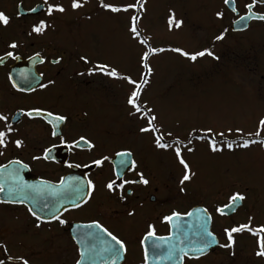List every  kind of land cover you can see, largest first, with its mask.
Masks as SVG:
<instances>
[{"label":"flooded vegetation","instance_id":"obj_1","mask_svg":"<svg viewBox=\"0 0 264 264\" xmlns=\"http://www.w3.org/2000/svg\"><path fill=\"white\" fill-rule=\"evenodd\" d=\"M63 1L65 3V0H59L61 3ZM246 2L249 0H236L240 14H243V4ZM66 3L65 8L70 9V0H66ZM98 3L99 0H95L94 4L85 8L88 9L87 11L81 12L80 16L90 15L94 10L102 11ZM45 7L44 0H0V11L5 12L11 18L6 28L0 27V55L3 54L7 44L15 41L19 47L14 51L20 57L17 60L6 58L0 63V112L11 117L18 109L27 110L31 107L54 109L68 116V121L58 129L66 139L84 135L92 139L97 148L88 152L79 149L69 151L59 147L51 153V160L34 161L32 156L42 155L43 147L52 142L58 143V141L52 140L50 125L40 119L29 120L22 117L18 123L13 122V127L18 129L15 136L24 140V147L16 149L14 145L9 144L6 149H0V152H3V155H0V164L7 165L9 160L19 159L28 165L27 168L20 170L21 176L48 180L53 183L57 182L61 176L86 175L94 181L96 190L87 204L77 209L68 207L69 210L62 216L68 224L63 226L56 221H51L41 223L37 228V221L29 214L27 204L0 203V243L6 244L8 254H23L30 259V264H74V260L78 258V246L72 237L78 233H73V227L70 226L86 224L95 219L126 241L127 252L122 254L117 264H142L143 250L139 239L146 231L147 224H154L158 236H168L170 226L162 222L163 215L169 214L171 210L186 211L196 206H205L199 193L200 189L191 190L186 185V191L181 193L178 183L175 181L174 183V179L168 177L167 167H162L159 160L158 153L164 150L156 149L153 145L141 146L138 130H124L122 121L124 115L128 116L125 94L129 86L126 82L99 74L77 75L86 67L79 59L81 55L106 62L107 58L80 51L77 45L69 50L68 46L61 42V28L73 25L77 21H62L60 13L47 17L44 13ZM225 7L227 10L229 6ZM30 8H37V12L29 13ZM78 11L82 10L74 12ZM18 12L19 15H17ZM229 13L231 18L226 21H231V23L223 26L217 35L225 28L230 29L232 20L236 19L235 14L230 11ZM39 19H46L51 26L42 35H29L33 23ZM218 21L223 20L218 19ZM228 32L229 30L224 38L228 37ZM243 32H250L254 37L255 41L251 46L260 45L261 51H264V22L250 21ZM36 52L44 57L43 64L33 63L28 59ZM56 58H61L60 63L53 64L51 61ZM139 72L134 73V79L138 77ZM153 72L156 71L153 70ZM21 73L25 74L26 79L21 76ZM40 73H43L40 78L43 83L47 84L49 80L55 83L46 89H40L37 81L32 79L34 75L39 78ZM10 76L11 80H9ZM153 76L154 73L149 77V83L144 91L152 83ZM262 77L264 78V75ZM13 81L25 88L30 83L35 91H17L12 87ZM141 99L153 106L159 115L158 112H161V109L158 104H152L142 96ZM166 118L161 117L160 120L167 121ZM138 123L141 122L138 121ZM122 149L132 151L133 158L139 165L138 170L143 171L145 178L149 180L147 185H126L125 200L119 199V193H108L103 188L104 181L110 176L111 166L109 164L105 163L103 168L95 166L69 168L66 166L69 163H90L94 156L101 153L111 154ZM159 165L161 168L157 172L156 168ZM13 167L18 166L13 165ZM128 178H135V174L127 173L125 179ZM129 188L131 195H127ZM174 203H182L183 207H174ZM244 204L243 201L242 206L233 214L223 217L232 218ZM129 211L134 212V215L129 216ZM209 211L213 216L212 232L221 243H224L223 228L239 223H232L229 226L222 225L216 229L215 216L217 214L212 209ZM1 216H7L10 220L2 221ZM45 219H47L46 215ZM234 235L235 255H230L231 250L214 247L199 259L185 258L183 264H264V260L254 255V237L248 232ZM240 237L249 240L248 256L250 257L243 256L244 251L239 247L241 243L238 241ZM147 246L151 249V242H148ZM166 254L165 252L161 258L153 257L150 264H171V259L163 258ZM0 259H5L3 252H0ZM84 264H91V261L86 259ZM95 264H102L101 258H96Z\"/></svg>","mask_w":264,"mask_h":264},{"label":"snow or ice","instance_id":"obj_2","mask_svg":"<svg viewBox=\"0 0 264 264\" xmlns=\"http://www.w3.org/2000/svg\"><path fill=\"white\" fill-rule=\"evenodd\" d=\"M87 0H70V9L77 11L83 9ZM46 7L44 13L47 17L53 16L55 13L63 14L67 11L63 3L59 0H44ZM223 4L228 7L227 11L235 14L236 19L232 20V24L241 23L246 28L248 25L245 21H261L264 22V0H249L243 4V14H240V9L236 5V0H223ZM98 7L104 12L113 14L124 13L127 15V33L130 41L136 42L141 46L139 54V75L133 78L131 74L121 73L117 66L106 61L93 60L87 55H81L80 61L86 66L84 71L78 72L77 75H101L115 80L125 81L129 86L125 94V103L128 106V116L142 122L138 127L141 134H147L151 138V142L156 149L171 151L176 164L180 169L178 177L179 191L184 193L186 185L191 182L197 175L193 170L185 154H193L196 151L195 142H202L210 154H223L225 150L229 153H234L236 149H248L252 145H259L264 148V114L257 117L254 129L246 130L239 126H225L223 128L213 127H197L193 126L183 138L166 127L160 120L155 108L150 106L147 101H142L141 96L145 86L149 83V77L153 73V68L150 63V57L161 52L171 51L177 53L190 61H196L200 57L211 56L214 59V53L208 48L196 51H186L180 47L170 49L153 47L148 39L142 38V31L139 27L141 14L144 11V0H131L125 3H112L99 0ZM30 12L36 13L37 8H30ZM20 13L18 12L17 15ZM226 15L224 11H217L215 16L218 19H223ZM88 19H91L89 16ZM11 18L3 11H0V27L6 28L10 24ZM169 30L173 27L179 29L182 21L175 19L174 14H170L167 20ZM50 23L46 19H39L33 23L29 35H42L49 27ZM228 31L224 29L219 35L214 37L215 41H220L224 38ZM19 45L12 41L7 44L3 54L0 55V63L6 58L17 60L20 57L15 54ZM28 59L33 63L45 62L44 57L39 52L29 56ZM61 58H56L51 62L53 64L60 63ZM22 77L26 76L21 73ZM43 73L33 76L32 79L37 81L40 89H46L49 85L55 82L49 80L47 84L43 83ZM11 76L9 80H11ZM12 87L17 91H35V88L29 86L27 88L20 87L13 81ZM22 117L29 120H42L45 124L51 126L50 135L53 141L41 149L42 155L32 156V160H51L53 153L59 147H63L69 151L79 149L81 151L92 152L97 148L96 143L84 136L78 138L66 139L61 131V128L67 121L68 116L62 112L44 107H31L27 110L18 109L11 115L0 112V149H6L9 144L15 146L16 149L24 147V140L16 138L15 133L18 129L13 127V122L18 123ZM3 155V152H0ZM105 163L109 164L110 176L103 183V188L112 194L119 193V199L125 200V186L149 184V180L145 178L143 171L138 170L139 165L137 160L133 158V153L129 149L114 151L111 154H99L91 158L90 163L72 164L66 166L69 168H103ZM13 165L18 167H12ZM28 165L19 159L9 160L7 165L0 164V192L5 191V184H8L9 199L2 200L0 203L24 204L29 201L38 207H28L29 214L37 221L36 227H40L41 223L56 221L60 225L68 224L66 219H63V213L69 210L65 204L71 208L77 209L87 204L93 197L96 190V184L88 176L83 178L79 176H61L58 181L53 183L48 180H40L38 184L27 183L20 175V170L27 168ZM127 173H134L135 178L125 179ZM131 189H127V195H131ZM246 199V196L240 191H232L227 195V202L216 204L213 211L218 216H227L236 211L240 203ZM45 215L47 219H45ZM129 216H133L134 212L129 211ZM189 218L186 223L184 218ZM213 219L212 213L207 207H196L193 210L178 211L171 210L169 214L163 215L162 222L168 224L169 235L158 236L154 224L148 223L146 231L139 239V244L143 250L142 264H150V255L148 242L151 241L152 256L161 258L160 254L165 245H167V254L163 258L171 259L173 256H178L182 264L185 258L190 260L199 259L206 255L212 247L228 249L230 255H235V235L238 233L248 232L255 238L254 255L261 260H264V224L253 225V217H248L247 223L234 224L225 227L222 230L224 243H221L217 236L211 231L209 225ZM73 227V240L77 244L78 258L74 260V264H84L85 260L95 264L96 258H101L102 264H117L122 254L127 252L126 241L113 231L105 227L98 220L93 219L86 224H76ZM0 252L5 254V259H0V264H30V259L23 254L11 255L8 254L6 244L0 243ZM106 257V258H105Z\"/></svg>","mask_w":264,"mask_h":264},{"label":"rangeland","instance_id":"obj_3","mask_svg":"<svg viewBox=\"0 0 264 264\" xmlns=\"http://www.w3.org/2000/svg\"><path fill=\"white\" fill-rule=\"evenodd\" d=\"M91 1L87 0L82 11L74 12L67 7L61 14L62 21H77L61 28V42L69 50L77 45L80 51L103 56L121 73L134 77V73L140 71L141 46L129 40L127 15L94 10L90 15L80 16L88 10L85 8L94 4L95 0ZM217 11L226 12L223 21H218ZM170 14L183 22L179 29L169 30ZM230 18L223 0H144L139 27L142 38L148 39L153 47H180L186 51L209 47L218 57L204 56L190 61L171 51L150 57L156 72L142 97L159 105V115L167 117V121H161L174 135L183 138L193 126H239L253 130L257 117L264 114V51L260 45L251 46L255 39L250 32L236 34L231 30L228 37L214 41L218 31L231 23L226 21ZM122 123L124 130H138L140 125L126 115ZM140 137L141 146L153 145L149 135L140 133ZM194 143L195 153L185 156L197 175L187 183V188L200 189L205 207L213 210L216 204L225 203L232 191L246 196L244 206L232 218L215 216L216 229L232 223H247L249 216L253 217V225L264 224V148L252 145L248 149H236L234 153L225 150L223 154L213 155L202 142ZM158 154L162 167H167L168 177L178 183L180 169L172 152L159 151ZM160 168L159 165L156 171ZM173 206L182 208L183 204ZM6 219L7 216H1L2 221ZM238 241L243 256L250 257L249 240L240 237Z\"/></svg>","mask_w":264,"mask_h":264},{"label":"water","instance_id":"obj_4","mask_svg":"<svg viewBox=\"0 0 264 264\" xmlns=\"http://www.w3.org/2000/svg\"><path fill=\"white\" fill-rule=\"evenodd\" d=\"M230 7V6H229ZM29 13H33V12H29ZM250 21H245L244 23L245 24H247L248 25V23H249ZM248 27V26H247ZM246 27V28H247ZM231 28L234 30V31H241V30H245L246 28L244 27V24H241V23H236V24H232V26H231ZM13 167V166H12ZM69 176H77V175H69ZM23 177V176H22ZM68 177V176H67ZM79 177H81V178H83L84 176H81V175H79ZM23 180L24 181H26L27 183H31V184H38L39 182H40V180H42V179H36V178H25V177H23ZM7 189H8V184H5V191L4 192H0V200H7V199H9V195H8V191H7ZM24 204H27L29 207H38V205H33L32 203H30L29 201H25V203ZM242 204V202L240 203V205ZM70 205H68V204H65V207H69ZM198 207H202V206H198ZM196 208V207H195ZM194 209V208H193ZM192 209V210H193ZM230 214H232V213H230ZM229 214V215H230ZM184 220H185V222L187 223L188 221H189V218H187V217H185L184 218ZM76 225V224H75ZM209 227H210V229H211V227H212V222H211V224L209 225ZM73 233H76V232H74V230H73ZM149 242H151V241H149ZM215 247V246H214ZM214 247H212V248H214ZM211 248V249H212ZM211 249H209L208 250V252L211 250ZM152 249H149V255H150V261L152 260V258H153V256H152ZM167 253V245H165L164 246V248L162 249V251H161V254H160V256H164V253ZM207 252V253H208ZM171 264H181V262H180V259H179V257L178 256H173L172 258H171ZM182 264H183V262H182Z\"/></svg>","mask_w":264,"mask_h":264}]
</instances>
